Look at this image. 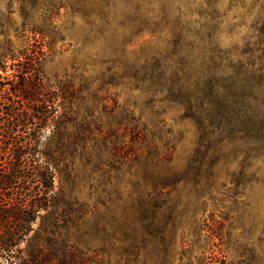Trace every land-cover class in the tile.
Instances as JSON below:
<instances>
[{"label":"rangeland","instance_id":"obj_1","mask_svg":"<svg viewBox=\"0 0 264 264\" xmlns=\"http://www.w3.org/2000/svg\"><path fill=\"white\" fill-rule=\"evenodd\" d=\"M263 16L264 0H0V57L9 41L44 50L52 105L45 127L22 128L36 127L55 197L19 246L27 264H264L262 162L244 172L187 103L211 19L214 47L235 63ZM167 69L191 88L170 73L147 80ZM11 83L2 73L0 89ZM3 98L5 112L30 117L22 99ZM7 118L3 143L16 140Z\"/></svg>","mask_w":264,"mask_h":264},{"label":"trees","instance_id":"obj_2","mask_svg":"<svg viewBox=\"0 0 264 264\" xmlns=\"http://www.w3.org/2000/svg\"><path fill=\"white\" fill-rule=\"evenodd\" d=\"M214 21L211 19V27H207L209 35L204 48L209 57L202 86L196 93H189L187 103L199 120L203 136L217 139L239 152L243 171L247 172L256 162H262L264 167V19L255 27V36L247 41L235 63L214 47ZM26 31L30 32L27 25L22 32ZM31 33L36 38L40 34L43 41L49 37L35 31ZM173 37L184 41L188 33L182 30L175 32ZM25 43L22 41L16 46L9 41L0 57V76L5 73L12 82L8 90L0 89V131L8 126L7 117L17 123V130L11 132L15 141L3 143L0 139V264H27L19 246L55 199L54 172L51 165L41 159L36 127L30 131L27 128L26 132L22 129L25 122L32 119L45 127L52 106L42 71L44 50L34 51ZM178 46L179 43H174L175 48ZM178 54L175 50L171 58ZM168 73L174 85L186 87V90L191 88L183 69L153 71L147 80L164 79ZM5 93L22 99L24 106L28 104L26 109L30 117L21 109V112L16 109L5 112Z\"/></svg>","mask_w":264,"mask_h":264}]
</instances>
